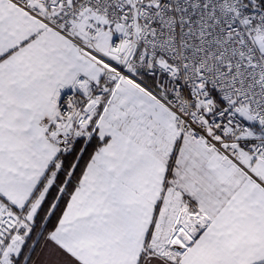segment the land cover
Instances as JSON below:
<instances>
[{"label": "snow or ice", "instance_id": "snow-or-ice-1", "mask_svg": "<svg viewBox=\"0 0 264 264\" xmlns=\"http://www.w3.org/2000/svg\"><path fill=\"white\" fill-rule=\"evenodd\" d=\"M0 264H264V0H0Z\"/></svg>", "mask_w": 264, "mask_h": 264}]
</instances>
